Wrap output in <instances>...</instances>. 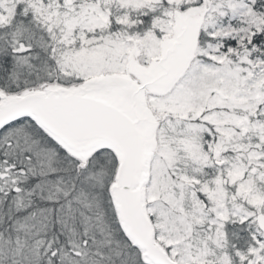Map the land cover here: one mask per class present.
<instances>
[{"label":"snow or ice","instance_id":"1","mask_svg":"<svg viewBox=\"0 0 264 264\" xmlns=\"http://www.w3.org/2000/svg\"><path fill=\"white\" fill-rule=\"evenodd\" d=\"M0 264H264V0H0Z\"/></svg>","mask_w":264,"mask_h":264}]
</instances>
